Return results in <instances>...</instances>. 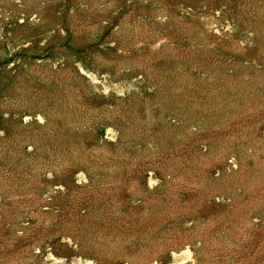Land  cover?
Here are the masks:
<instances>
[{"label":"rangeland","instance_id":"1","mask_svg":"<svg viewBox=\"0 0 264 264\" xmlns=\"http://www.w3.org/2000/svg\"><path fill=\"white\" fill-rule=\"evenodd\" d=\"M0 264H264V0H0Z\"/></svg>","mask_w":264,"mask_h":264}]
</instances>
